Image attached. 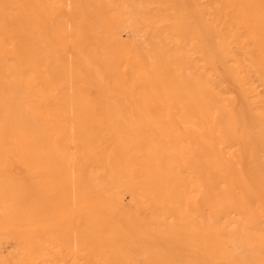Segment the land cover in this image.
Segmentation results:
<instances>
[{
	"label": "bare ground",
	"instance_id": "bare-ground-1",
	"mask_svg": "<svg viewBox=\"0 0 264 264\" xmlns=\"http://www.w3.org/2000/svg\"><path fill=\"white\" fill-rule=\"evenodd\" d=\"M0 264H264V0H0Z\"/></svg>",
	"mask_w": 264,
	"mask_h": 264
}]
</instances>
